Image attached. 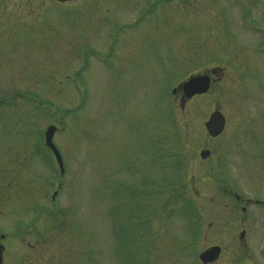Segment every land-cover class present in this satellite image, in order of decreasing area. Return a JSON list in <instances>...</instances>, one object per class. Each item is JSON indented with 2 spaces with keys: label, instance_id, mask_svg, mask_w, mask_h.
I'll return each instance as SVG.
<instances>
[{
  "label": "rangeland",
  "instance_id": "374dc122",
  "mask_svg": "<svg viewBox=\"0 0 264 264\" xmlns=\"http://www.w3.org/2000/svg\"><path fill=\"white\" fill-rule=\"evenodd\" d=\"M245 2L0 0L3 264H202L211 245L225 250L208 264L232 258L220 171L232 176L264 153L254 144L240 155L235 142L264 123L263 112L253 117L261 104L243 111L237 94L254 84L241 68L261 59L233 40L250 42L239 28ZM234 26L241 33L223 29ZM223 41L235 63L180 106L172 88L220 65ZM214 109L226 120L210 137ZM49 124L62 174L44 143Z\"/></svg>",
  "mask_w": 264,
  "mask_h": 264
},
{
  "label": "flooded vegetation",
  "instance_id": "af4514ba",
  "mask_svg": "<svg viewBox=\"0 0 264 264\" xmlns=\"http://www.w3.org/2000/svg\"><path fill=\"white\" fill-rule=\"evenodd\" d=\"M232 4L237 5L236 3ZM255 4H257L255 0H247L242 5L244 9H242L240 16L243 26L241 25L239 28L241 27L246 34H249L246 40H250L251 44L248 41H243L242 37L239 39L234 36L233 38L236 41L235 45L237 44L240 49L247 48L250 45L253 46L254 53L261 56L259 62H256V60L252 61L253 59H250V55H253V52H248L247 56L250 61L245 64L247 67L241 68L240 75L244 78L247 76L252 77L254 84L245 89L247 84L242 82L241 87L243 88L237 92L240 97L244 98L241 110L249 109L247 107L250 104L253 109H255V104H261L260 110L254 112V116L251 114L253 117L256 114L257 116H262L260 111L264 113V25H255L256 21L253 16ZM238 6L241 7V5ZM225 18H222V23L226 24L228 22ZM234 27H223V29H227L230 32L233 29H237L238 33V28ZM224 45L225 41H223L221 47L224 56L222 59L221 56L218 59L220 65L208 68L201 73H195L208 76L210 85L215 79L220 81L224 77L227 63H235V58L231 61L230 58L228 59L225 56ZM255 126L254 124V126L242 130V134L246 132L247 138L235 139V142H238L237 145L240 146V155L245 153V146H256L254 144L263 146L261 150L264 151V123L260 125L263 133H258V137L253 138L251 130L256 128ZM253 156L258 160H254L252 155L247 156L250 162L245 163V160L240 162L238 169L234 171L232 176L228 175L229 172L224 169L220 171L219 184L223 189L221 192L224 195L223 198L225 197L228 200L223 203L220 221L221 236L227 242L232 255V258L226 260L223 264H264V153L256 155L253 153ZM252 161H254V165ZM219 247L220 254L218 257L225 250L224 245H219Z\"/></svg>",
  "mask_w": 264,
  "mask_h": 264
},
{
  "label": "water",
  "instance_id": "95a60500",
  "mask_svg": "<svg viewBox=\"0 0 264 264\" xmlns=\"http://www.w3.org/2000/svg\"><path fill=\"white\" fill-rule=\"evenodd\" d=\"M58 1H66V0H58ZM209 87V78L206 75H197V76H192L188 78L186 81H183L180 83L177 88L182 90L183 97L185 99L190 98L194 94H201L204 93ZM177 88L173 89V92L176 91ZM181 100V105L184 104L185 99ZM224 116L219 110H214L212 111L208 119L204 122V126L208 132V134L212 137H215L221 133L224 127ZM56 130L55 125H49L45 131H44V141L45 144L51 149L53 152L55 159L59 165V168L61 172H63V165H62V159L61 156L56 149L55 145L52 142V136ZM209 155L208 150H201L200 151V156L202 158H206ZM4 236L1 235L0 238L2 239ZM2 250H3V245L0 243V264L2 261ZM220 253V247L217 245L210 246L209 248L203 250L199 254V260L201 263L206 264L209 262H213L214 260L217 259Z\"/></svg>",
  "mask_w": 264,
  "mask_h": 264
}]
</instances>
